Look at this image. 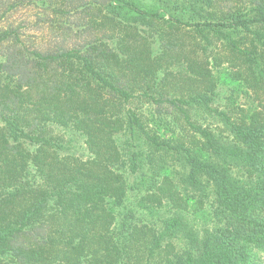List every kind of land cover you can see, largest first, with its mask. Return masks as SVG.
Segmentation results:
<instances>
[{
  "label": "trees",
  "instance_id": "trees-1",
  "mask_svg": "<svg viewBox=\"0 0 264 264\" xmlns=\"http://www.w3.org/2000/svg\"><path fill=\"white\" fill-rule=\"evenodd\" d=\"M0 264H264V0H0Z\"/></svg>",
  "mask_w": 264,
  "mask_h": 264
},
{
  "label": "rangeland",
  "instance_id": "rangeland-1",
  "mask_svg": "<svg viewBox=\"0 0 264 264\" xmlns=\"http://www.w3.org/2000/svg\"><path fill=\"white\" fill-rule=\"evenodd\" d=\"M36 14V9L27 7L26 9H22L17 12L11 21L14 22V24L19 23L27 26H32V24L37 20V17L35 16ZM39 24H41V22H39ZM27 31L28 36H30L31 38L30 42L38 44L40 47L45 46L47 48H53L55 46L62 45L64 39H67V46H71L75 42L74 38L68 37L65 33H61L59 29H56L54 27L50 30L49 28H46L44 26L42 28L36 26L34 28H29ZM212 73L215 78L214 81L216 80V91L218 92V96L214 102L215 106L228 110V112H230L233 108H231V104L227 99V96L231 95L233 96L232 98L240 104V106H246L250 108L255 106L250 95L245 93V89L239 88V86H236V84L232 81L230 82L225 76V73L222 72L220 68H212ZM169 89L170 88H168V90ZM169 92L171 93V89L169 90ZM193 118L199 123H202L204 125L209 124L213 128L215 127V121L205 115L196 113V115H193ZM71 138L74 145L80 146V156L87 157L88 154L83 145V139L81 137H79L78 139L76 137ZM164 210L167 209H163V211L160 212V215H171V213Z\"/></svg>",
  "mask_w": 264,
  "mask_h": 264
}]
</instances>
